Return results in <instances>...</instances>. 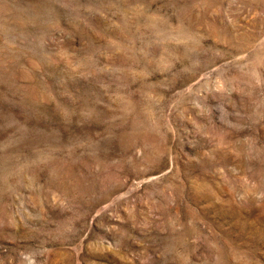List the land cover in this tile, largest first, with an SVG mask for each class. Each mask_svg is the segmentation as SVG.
I'll use <instances>...</instances> for the list:
<instances>
[{
    "label": "rangeland",
    "instance_id": "1",
    "mask_svg": "<svg viewBox=\"0 0 264 264\" xmlns=\"http://www.w3.org/2000/svg\"><path fill=\"white\" fill-rule=\"evenodd\" d=\"M0 264H264V0H0Z\"/></svg>",
    "mask_w": 264,
    "mask_h": 264
}]
</instances>
